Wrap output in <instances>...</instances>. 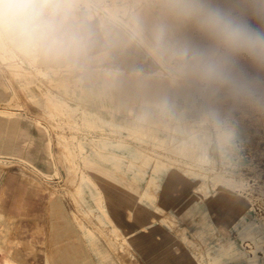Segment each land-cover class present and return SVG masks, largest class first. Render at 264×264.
<instances>
[{"label": "rangeland", "instance_id": "374dc122", "mask_svg": "<svg viewBox=\"0 0 264 264\" xmlns=\"http://www.w3.org/2000/svg\"><path fill=\"white\" fill-rule=\"evenodd\" d=\"M151 1H154L156 9ZM164 3L165 0L143 2L141 6L145 9L141 15L142 21L139 19V26L145 31H152L156 27L157 33L151 35L155 47L167 45L166 58L155 65L156 70H162L158 73L148 67L150 65L140 64L144 62L143 56L146 55L140 46L119 44L111 36L103 35L97 29L87 26V43L79 52L70 55V62H65L60 67L44 58H17L11 54L0 56V63L7 69L11 87L9 101L0 105V135L8 136V140L0 141V147L10 151L19 149L25 155L31 156H13L0 152V178L3 176L4 181L16 179L20 182L29 177V183L37 185L46 193L45 236L41 244L43 252L40 264L47 262L51 249L61 240L63 232L71 228L88 241L89 247L83 242L86 255L84 260L87 259L88 264H244L238 256L233 255L232 250H222L224 242L227 238L236 241V248L233 250L238 252H250L253 247L252 240L240 238L237 227L233 225L242 219L249 223L264 217V73H257L254 67L241 62L245 72L258 75L261 80L255 100L238 95L227 87L207 82L200 75H190V69L196 67L195 62L182 53V45L185 42L197 43L186 39L188 25L179 24L166 15ZM91 8L94 13L103 14L104 4L97 2ZM82 10L87 14L85 8ZM96 19L97 17L95 21ZM161 24L166 25L163 35L158 31ZM92 44L96 47L87 51ZM112 65L117 69L112 70ZM39 70H45L47 74L44 75ZM149 75L157 78L156 82H171L174 92L145 91L151 86L146 79ZM203 85L207 86L203 88ZM203 91L211 96V106L225 118V125L234 131L227 146L228 151L222 157L227 167L219 163L217 171L226 172L232 178L241 176L246 181L245 187L235 189L234 193L247 196V203L236 214L234 222L225 219L229 216L228 207L209 205L199 188L205 186L215 191L220 189V185H212L213 182L209 179L213 175L212 167L204 164L201 180H195L193 184L192 190L197 198L189 202L179 185L175 188V200L178 203L167 205V212L176 216L180 228L185 230L191 243H186L180 237L181 230L172 231L163 224L161 220L167 213L158 215L155 225L142 230L137 237L123 230L114 234L110 224L103 219V213L90 188L81 183L77 176L69 174L61 163L58 135H65L69 141L72 140L68 144L75 149L77 162L82 166L86 156L94 158L91 154V141L104 137L111 138L109 145H112L116 153L126 156L127 160L135 159L131 148L120 147L118 144L132 141L129 128L134 124L161 129L159 125H153L150 119L145 118L142 110L148 108L150 111L159 112L165 120L178 121L185 132L194 128L195 132L198 131L194 133L197 140L207 144L209 141L204 136L205 127L198 121L201 114L209 113L210 106L201 103ZM57 100L78 108V114L59 116V111L55 112L53 105ZM48 112H53L54 118ZM82 112H90L97 124L106 131L84 125ZM111 113L116 116L114 120L110 118ZM187 115L194 121H188ZM209 126L213 142L214 119H210ZM159 134L167 138L169 132L162 130ZM73 135L75 139L72 138ZM48 138L52 139L54 159L51 157ZM80 143L84 144V154H81ZM209 153L219 162L215 143H212ZM38 158L40 163L36 162ZM53 164L59 175L53 174ZM107 168L117 175L124 174L127 182L134 180L133 172L126 165L119 171L109 166ZM1 186L0 196L8 197L6 194L2 195ZM137 186L144 191L147 181H138ZM20 191L18 189L16 193ZM18 194L22 195V191ZM89 232H93L95 238H88L86 234ZM78 240L80 241L79 237ZM97 252L102 263L95 257ZM51 259L52 264H65L63 256ZM37 261L31 260L30 264H36Z\"/></svg>", "mask_w": 264, "mask_h": 264}, {"label": "bare ground", "instance_id": "6f19581e", "mask_svg": "<svg viewBox=\"0 0 264 264\" xmlns=\"http://www.w3.org/2000/svg\"><path fill=\"white\" fill-rule=\"evenodd\" d=\"M76 2L80 6V12L85 19L87 27L97 29L103 35L111 36L119 44L140 46L146 52V55L143 56L144 62L140 64L150 65L148 67L153 68L155 73L162 71L161 69L156 70L155 65L162 63V59L166 58L167 45L166 47L165 44L155 47L152 43L151 35L157 33L156 27L148 32L139 26V19L142 21L141 15L145 9L141 5L143 2H148V0H134L133 3L128 0H76ZM97 2H103V14L93 12L91 6ZM151 5L156 9L154 1H151ZM82 8H85L87 14H84ZM95 17H97L96 21ZM167 24L169 26V23ZM95 26L97 27L95 28ZM188 27L189 31L186 33V39L196 42L197 45H205V38L191 26ZM93 47H96L95 44H92L87 51H90ZM16 57L19 58V56ZM111 61L114 64L113 60ZM111 67L112 70L117 69L114 65ZM39 71L44 75L47 74L45 70ZM190 73L192 76L200 75L196 67L191 68ZM152 75L146 77L148 85L151 86L147 87L145 91L154 93L160 90L169 93L174 92L171 82L169 83L165 80L156 82L157 78L151 77ZM206 86L203 85V88ZM210 97L206 91H203L201 103L202 105L210 106L209 113L201 114L198 120L205 127L204 136L209 141L207 144L204 141L197 140L194 133L198 131L195 132L194 128H190V130L185 132L178 121L165 120L159 112L150 111L148 108L142 110L145 118L150 119L153 125H159L161 129H150L144 125L134 124L132 128H129L132 141H123L118 144L120 147L131 148L134 151L135 159L127 160L126 156L116 153L112 149V145H109L111 138L104 137V139L91 141L93 146H91V154L95 159L86 156L82 166L77 162L78 157L75 149H72L69 145L72 140L70 139L69 141V138L65 135H58L57 145L61 148V163L69 174L77 176L81 183L86 184L90 188L91 194L103 213V219L110 224L111 231L114 234L123 230L126 233L131 232L133 237H137L142 230L155 225L158 215L167 213L161 220L163 224L172 231L181 230L180 237L186 243H191L186 237L185 230L180 228L176 216L167 212V205L169 203H178L175 200V188L179 185L183 188L184 196L189 202L197 198V195L192 190L193 184L195 180H201L204 164L212 167L213 175L212 178H209L213 182L212 185H220V189L215 191H211L209 187L205 186L199 188V192L203 194L209 205L212 207H228L229 216L225 218L228 222H234L236 214L242 211L243 206L248 201V197L244 196L243 193H234V190L245 187L246 181L241 176L232 178L226 172L217 171L219 163L227 167L222 157L228 151L227 146L234 131L225 125V122H227L225 118L218 113L215 107L211 106ZM53 105L55 112L59 111V116L64 114L75 116L79 111L78 108H74L62 100L54 101ZM48 113L51 116L53 115V112ZM115 117V114L111 113V120H114ZM81 118L83 124L87 127H93L103 132L106 131L97 124L90 112H82ZM187 118H189L188 121H194L188 115ZM210 119L215 121V139L213 142L212 134L209 132ZM50 121L52 124V120ZM162 130L169 132L167 138L160 136L159 131L162 132ZM72 138L75 139V136L73 135ZM212 143H215L216 150L219 152V162L209 153ZM52 144V139L48 138V146L53 158ZM80 148L81 154H84V151H82L85 150L83 143H80ZM126 160L127 163H124ZM125 165L134 174L132 182H127L124 174L120 173L117 175L116 172L114 173L107 168L109 166L115 171H119ZM53 168V174L59 175L58 169L54 164ZM71 175L69 178H71ZM205 179L207 178L205 177ZM143 180L147 181V187L144 191H141L137 186V182ZM162 180L164 181L163 184ZM80 182H78L79 185H81ZM233 227H237L240 238L252 240V243H250L253 247L250 252H238L233 250L236 248V241H231L230 238H227L222 250L224 252L232 250L233 255L238 256L244 264H264V217L260 220H251L249 223L242 219L235 222ZM86 236L95 238L93 232H89ZM77 242L80 244L78 238ZM60 252V247L53 248V253L57 256H60ZM72 260H75L73 256ZM217 260L218 258H216ZM0 263L16 264L9 254L6 253L0 254Z\"/></svg>", "mask_w": 264, "mask_h": 264}, {"label": "clouds", "instance_id": "9594fccd", "mask_svg": "<svg viewBox=\"0 0 264 264\" xmlns=\"http://www.w3.org/2000/svg\"><path fill=\"white\" fill-rule=\"evenodd\" d=\"M164 9L205 38L203 46L182 45L205 81L257 99L261 80L241 62L264 73V0H165ZM87 39L76 0H0V55L57 59L79 52Z\"/></svg>", "mask_w": 264, "mask_h": 264}, {"label": "crops", "instance_id": "0c3cea01", "mask_svg": "<svg viewBox=\"0 0 264 264\" xmlns=\"http://www.w3.org/2000/svg\"><path fill=\"white\" fill-rule=\"evenodd\" d=\"M68 61H71L70 56L49 59V62L58 64L59 67ZM10 97L11 87L8 72L5 65L1 62L0 105L7 103ZM5 139L8 140V136L6 137L4 134H1L0 141ZM0 152H5L9 155L23 154L24 156H28L19 149L10 151L3 146L0 147ZM44 160L47 161L45 158ZM36 162L40 163V159L38 158ZM29 180V177L24 178L20 182L16 181V179H6L4 181L3 176L0 178V185L3 187L2 195H8L5 198L0 196V254H9L16 264H30L31 260H38L36 264H40L41 253L43 252L41 244L44 242L45 236L44 220L46 212L44 197L46 193L37 185L29 183ZM18 189L22 191V195L18 194L21 191L16 193ZM77 232L73 228L66 230L62 234L61 240L53 247L61 248L60 256L65 258V264H88L87 259L84 260L86 255L84 254L83 245V242H86L88 245V241L83 239L81 235L79 236ZM78 237L80 238V244L77 242ZM53 248L50 252L51 257L49 256L45 264H52L51 258L55 259L58 257L53 253ZM72 256L75 260H72ZM95 257L98 262L102 263L98 252Z\"/></svg>", "mask_w": 264, "mask_h": 264}]
</instances>
